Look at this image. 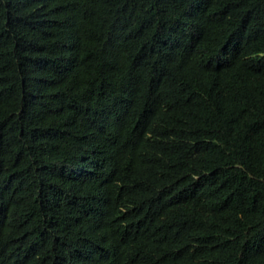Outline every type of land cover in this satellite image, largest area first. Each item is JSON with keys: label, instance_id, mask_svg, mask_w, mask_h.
I'll list each match as a JSON object with an SVG mask.
<instances>
[{"label": "trees", "instance_id": "16d2710c", "mask_svg": "<svg viewBox=\"0 0 264 264\" xmlns=\"http://www.w3.org/2000/svg\"><path fill=\"white\" fill-rule=\"evenodd\" d=\"M0 264H264V0H0Z\"/></svg>", "mask_w": 264, "mask_h": 264}]
</instances>
